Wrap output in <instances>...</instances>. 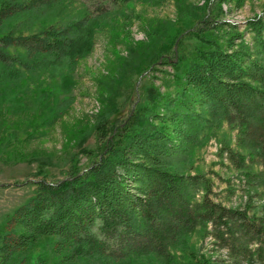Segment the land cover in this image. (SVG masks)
<instances>
[{
    "label": "trees",
    "instance_id": "obj_1",
    "mask_svg": "<svg viewBox=\"0 0 264 264\" xmlns=\"http://www.w3.org/2000/svg\"><path fill=\"white\" fill-rule=\"evenodd\" d=\"M68 1L0 0L4 82L14 86L21 70L79 63L92 52L95 23L111 13L109 6L132 0H96V8H87L82 19L43 23L37 32L10 28L21 17L44 15ZM248 1L207 0L205 13L188 33L200 45L187 58L176 91L161 95L151 88L146 104L131 110L124 123L97 126L96 157L84 170L73 169L58 182L34 183V195L0 225V264H10L14 255L32 250L42 239H49L54 253L69 262L171 260L179 240L205 225L236 261L264 260V217L217 203L205 175L174 169L175 159L203 147L208 132L226 123L237 132L239 150H227L231 163L264 190V9L244 23L242 32L226 19ZM246 35L252 36V46ZM161 59L165 65L172 62ZM149 64L154 62L132 67L121 81L131 83ZM67 74L64 88L70 90ZM122 95H102L104 108L119 112ZM249 163L262 171H249Z\"/></svg>",
    "mask_w": 264,
    "mask_h": 264
},
{
    "label": "rangeland",
    "instance_id": "obj_2",
    "mask_svg": "<svg viewBox=\"0 0 264 264\" xmlns=\"http://www.w3.org/2000/svg\"><path fill=\"white\" fill-rule=\"evenodd\" d=\"M206 2L132 0L115 8L109 6L111 13L95 23L92 52L79 63L49 71L21 70L14 86L4 82L0 72V225L34 195L35 182H58L73 169L81 171L90 164L96 157L97 126L124 123L131 110L146 104L151 88L161 95L176 91L187 58L191 60L193 50L200 45L188 33L205 13ZM96 6V0H71L44 15L21 17L10 28L37 32L43 23L80 20L87 8ZM263 9L264 0H249L226 19L242 32L244 23ZM245 41L252 46L251 35H246ZM162 55L172 58L171 64H162ZM148 60L154 64L137 72L131 83L121 81L124 72L128 74L136 65H148ZM65 74L72 77L70 90L64 88ZM120 93L119 112L104 108L102 95L118 97ZM208 133L203 147L174 160V169L205 175L213 183L211 198L217 203L245 210L250 217H264L263 188L249 182L229 158L228 149L239 150L237 132L224 123ZM249 171L258 173L262 168L249 163ZM211 231L212 227L205 225L183 236L171 249V260L144 257L120 264H200L208 260L213 264H264L256 256L253 262L236 261ZM41 259L45 264H91L87 260L69 262L64 255L55 254L49 239L14 255L10 264H38Z\"/></svg>",
    "mask_w": 264,
    "mask_h": 264
}]
</instances>
